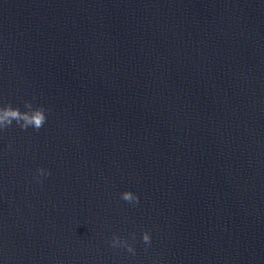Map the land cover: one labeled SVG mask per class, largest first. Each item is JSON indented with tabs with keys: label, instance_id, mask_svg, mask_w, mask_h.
<instances>
[{
	"label": "water",
	"instance_id": "1",
	"mask_svg": "<svg viewBox=\"0 0 264 264\" xmlns=\"http://www.w3.org/2000/svg\"><path fill=\"white\" fill-rule=\"evenodd\" d=\"M24 101L49 111L0 133V264H143L264 146V0H0Z\"/></svg>",
	"mask_w": 264,
	"mask_h": 264
},
{
	"label": "clouds",
	"instance_id": "2",
	"mask_svg": "<svg viewBox=\"0 0 264 264\" xmlns=\"http://www.w3.org/2000/svg\"><path fill=\"white\" fill-rule=\"evenodd\" d=\"M23 107L25 110L21 111L18 107H14L10 103L0 105V133H3L10 128L13 125V122H15L21 130L32 128L34 131H39L44 126L46 123L45 113L49 111L48 109H45L42 105L34 107L29 101H24ZM9 147H11V145H9ZM36 173L37 176H35L34 179H37L38 182L39 176L51 175V173L44 168H37ZM120 199L133 206L139 202L138 196L131 191L121 192ZM129 235L132 241H135V233H130ZM141 240L145 246H150L151 239L149 232L142 231ZM107 243L114 249L124 248L128 253L135 255V249L132 244L116 234H113Z\"/></svg>",
	"mask_w": 264,
	"mask_h": 264
}]
</instances>
